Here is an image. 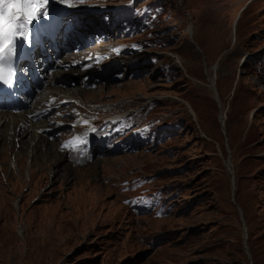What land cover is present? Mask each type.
<instances>
[{
    "label": "rangeland",
    "instance_id": "1",
    "mask_svg": "<svg viewBox=\"0 0 264 264\" xmlns=\"http://www.w3.org/2000/svg\"><path fill=\"white\" fill-rule=\"evenodd\" d=\"M161 1L169 18L130 37L145 44L121 76L59 78L43 92L153 102L182 128L74 166L48 134L0 126V264H264V0ZM32 143L41 153L28 154ZM131 174L153 176L173 211H128L115 182Z\"/></svg>",
    "mask_w": 264,
    "mask_h": 264
},
{
    "label": "snow or ice",
    "instance_id": "2",
    "mask_svg": "<svg viewBox=\"0 0 264 264\" xmlns=\"http://www.w3.org/2000/svg\"><path fill=\"white\" fill-rule=\"evenodd\" d=\"M48 2L49 0H0V83H13L15 69L5 76L3 62H11L17 57L18 39H26L27 25L40 18L41 9L44 16L48 15ZM68 146L69 143L66 142L62 147Z\"/></svg>",
    "mask_w": 264,
    "mask_h": 264
},
{
    "label": "bare ground",
    "instance_id": "3",
    "mask_svg": "<svg viewBox=\"0 0 264 264\" xmlns=\"http://www.w3.org/2000/svg\"><path fill=\"white\" fill-rule=\"evenodd\" d=\"M250 1H252V0H250ZM238 16H237V18H238ZM21 19H23V17H21ZM31 31L37 32V30L32 29L30 27V25H27V37H26L25 40L18 39L17 45H16V49H18L22 44H25V43H28V42L31 43V42L35 41L34 39H35L36 35L33 32H31ZM43 46L44 47L46 46V42H44ZM43 46L41 45L40 48H42ZM36 54H39V53H36ZM38 59L42 60V57L40 56ZM62 64H63V62H57V64L54 65V69H55L54 72L51 75H45L44 81H49L50 82L52 80H57L59 77L60 78H64L65 80H75V79H79L80 80L81 79L82 76H80V72L78 71V69H75V67L74 68L70 67L69 71L71 72V74L68 75L65 72H63V70L61 69V65ZM125 66L126 65H124V63H122V64H119L117 67H118V70H123V68ZM110 68H112V67H110ZM102 72L103 71L92 74V79L97 77V76H99V75H103ZM109 75L110 74L103 75V76L108 77ZM79 82L82 83L81 80ZM71 95H73V94L69 93L68 96H71ZM71 97H74V96H71ZM89 99L90 100H94L93 97H92V99L91 98H89ZM120 102L121 101H119L118 103H120ZM111 103L114 104L113 102H111ZM106 104H107L106 102H103V105H106ZM34 107H36V105ZM31 112H32L31 109L24 110V111L19 112V113H12L9 110H1L0 111V126H3L5 124L10 125L11 127H13V129H11V130L14 131V136H19L21 138H23V136H25V135L29 134V132H31L32 141L36 140V139L42 141L43 140V134L38 133L39 129H45L46 127L47 128H52L53 124L51 123V121L54 120V118L49 114L47 117H44L41 120L33 122L32 118L29 117V115H28ZM17 127H18V129H17ZM2 135L3 134H1V136ZM19 141H22V139L19 138ZM34 145H35V143H32V148H30V150H28V154L29 153L30 154H36L38 152L41 153L39 151L40 148H38L37 150L34 149L35 148V147H33ZM55 150L57 151V149H55ZM41 151L44 152L46 154V156H48V153H51V152H48V151L45 152V150H42V149H41ZM54 157L58 158V161H59L60 157H61V154L58 152L57 156L55 154ZM65 160H67V159H65ZM91 161L87 162L85 165L87 166ZM13 165L15 166V169H16V167H19V164H16L15 161L14 162H10V166L12 167ZM1 169L3 170V166L0 168V170ZM229 169H230V167H229ZM13 173H15V172H13Z\"/></svg>",
    "mask_w": 264,
    "mask_h": 264
}]
</instances>
